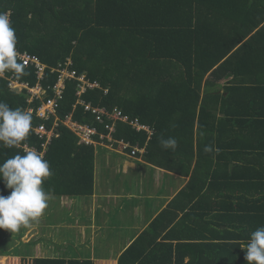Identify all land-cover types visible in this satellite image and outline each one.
<instances>
[{"label": "trees", "instance_id": "trees-1", "mask_svg": "<svg viewBox=\"0 0 264 264\" xmlns=\"http://www.w3.org/2000/svg\"><path fill=\"white\" fill-rule=\"evenodd\" d=\"M0 13L10 17L16 50L48 66L41 81L48 96L59 78L52 69L68 59L78 76L101 86L79 97V82L66 81L59 136L43 156L48 198L95 190L96 148L79 144L62 121L72 115L107 133L79 100L118 108L148 129L116 122V143L146 148L147 163L190 179L117 264H248L246 245L264 227V0H0ZM0 73V102L34 108L19 144L41 152L34 129H51L54 118L39 119L42 101L30 104L26 91L9 88L11 77L35 86L36 71ZM169 137L175 150L161 144ZM16 154L25 151L0 142V164ZM10 192L0 180V195ZM0 264L91 263L16 257Z\"/></svg>", "mask_w": 264, "mask_h": 264}, {"label": "clouds", "instance_id": "clouds-1", "mask_svg": "<svg viewBox=\"0 0 264 264\" xmlns=\"http://www.w3.org/2000/svg\"><path fill=\"white\" fill-rule=\"evenodd\" d=\"M16 44L17 37L9 15L0 13V72L11 70L18 75L25 74V64L18 61ZM31 122L29 113L0 102V142L4 146H15L24 141ZM177 143L173 137L161 140L165 149L175 150ZM50 175L49 162L37 151L16 154L0 164V180L11 189L8 196L0 195V229L15 232L43 214L48 206V194L42 184ZM245 259L248 264H264V227L251 234Z\"/></svg>", "mask_w": 264, "mask_h": 264}, {"label": "rangeland", "instance_id": "rangeland-1", "mask_svg": "<svg viewBox=\"0 0 264 264\" xmlns=\"http://www.w3.org/2000/svg\"><path fill=\"white\" fill-rule=\"evenodd\" d=\"M97 148L96 151L98 153L102 151L101 147ZM130 162L133 163L134 160L131 159ZM129 167L130 168L127 170L124 169L122 172H119L121 175V179H119L120 187L115 191L118 193V199L116 203L112 205L113 211L108 220L102 222L105 218L104 215L103 219L99 221L102 227L94 230L96 233V237L94 236V244L92 240H89L90 245H86V240L90 239L91 235L90 230L82 227L86 226L85 223H89V218H87L86 215L90 214H86L85 205L78 204L77 206L80 208H77L76 211L74 210L72 213H57L55 210H58L59 206L56 202V198L49 197L47 201L48 206L43 214L36 220L31 221L27 226L22 225L19 230L15 232L0 229V254L10 255L9 259L15 258L17 255H23L22 250L24 253L28 250V253L31 254L34 253L36 245L41 243L45 246L47 253L51 255L57 254L59 258L64 256H67L66 258H80L82 256L90 257V255H95L98 260H102L103 257L106 258L104 262H100L101 264L113 263V258L118 255L123 247H127L129 241L133 238V232L130 227L137 224L140 225L139 228H141L145 225L147 217L144 212L149 211L150 207L156 206L159 202L153 198L138 200L137 197H125L130 196L127 195L126 192H133L132 188H128L127 185H133L139 181L148 180L147 175L142 172L143 169L141 167H138V165H130ZM119 174L117 171L116 177L119 178V176H117ZM138 193H140L139 190ZM135 196L138 195L135 194ZM134 208L136 209V214L140 216L137 221L131 217L133 216L132 212ZM123 212L127 215L123 216V214H125ZM35 223H41L43 236L41 235L39 238L36 237L35 241L32 243L23 244L29 232H33L32 235L37 234L36 230L32 229ZM109 231H114V235H108Z\"/></svg>", "mask_w": 264, "mask_h": 264}, {"label": "crops", "instance_id": "crops-1", "mask_svg": "<svg viewBox=\"0 0 264 264\" xmlns=\"http://www.w3.org/2000/svg\"><path fill=\"white\" fill-rule=\"evenodd\" d=\"M149 127V126H148ZM115 144H118L115 145ZM101 147L102 151L97 152L96 151V160H95V190L94 194L92 196L88 197H56V202L59 206L58 210H55L57 213H68L76 211L77 208H80L77 206L85 205L86 207V215L87 218H89V223H85L86 226H82L86 228L87 230H90L91 238L86 240V245L89 244V240L95 243L96 228H101V221L103 219V216L105 215L104 221L106 222L109 218V216L112 213V205L116 203L118 197V193L115 191L120 187V181L121 175L119 172H122L124 169L130 168V165H138V167H141L143 169V173L147 175L148 180L147 181H139L133 185H127L128 188H132L133 192H126L127 195L125 197L130 198H138V200H144V199H156L159 201L156 206L150 207L149 211H145L146 214V224L143 225L141 228L140 225H134L130 227L131 231L133 232V238L131 241H129L130 245L133 240L146 228L149 227L151 222L168 206V204L173 200V198L185 187V185L189 181V177H180L174 173H171L169 171H166L162 168L153 166L149 163H147L144 158L143 154L146 152V148L141 149L136 156H130L123 152L124 148L119 143H110V142H103L99 143L95 146V148ZM98 149V148H97ZM105 151V152H104ZM100 154V155H99ZM99 155V156H98ZM118 155V156H117ZM117 156V157H116ZM133 159L134 162L131 163L130 160ZM118 171V174L116 177V172ZM138 181V180H137ZM138 190L140 193H138ZM134 193V194H133ZM137 194L138 196H135ZM104 207V208H103ZM127 209V207H126ZM54 210V209H53ZM125 213V212H123ZM127 214H123V216H126ZM132 219L140 218L139 215L136 214V209L134 208L132 212ZM32 229H35L37 234L32 235L33 232H29L28 236L24 239L23 244L32 243L35 241L36 237H41L42 234V227L41 223H35L32 226ZM81 227V226H79ZM30 229V228H29ZM111 232V233H110ZM114 231H109L108 235H114ZM85 235V234H84ZM39 240V239H38ZM42 240V239H41ZM22 243V242H21ZM31 248V247H30ZM127 247H123L118 255L113 258V263L117 264L119 257L124 252V250ZM29 251L27 250L25 253L22 250L23 255H17L18 258H26V259H51V260H63L65 262H71V261H79V262H89V263H100L104 262L106 260L105 257L102 258V260L96 259L95 255H90V257L82 256L80 258H66L64 257H58L57 254L51 255L50 253H47V250L45 249V246H43L41 243H38L36 245L34 253L29 254ZM8 253V252H7ZM59 255V254H58ZM9 256L0 254V258H9ZM16 258V257H15ZM189 259H186V262ZM107 262V261H106Z\"/></svg>", "mask_w": 264, "mask_h": 264}, {"label": "built area", "instance_id": "built-area-1", "mask_svg": "<svg viewBox=\"0 0 264 264\" xmlns=\"http://www.w3.org/2000/svg\"><path fill=\"white\" fill-rule=\"evenodd\" d=\"M18 60L25 64V67H31L36 71L38 83L35 86L29 85L26 82H20L15 80L13 77L9 80V88L16 92L26 91L27 94V102L33 104L36 100H41L42 104L37 110V117L41 120L50 121L54 118V124L51 129H49L45 123L38 125L35 129V135L43 140L42 151L39 152L35 147H29L28 145L22 146L17 144L15 146L22 147L25 151H37L40 155L44 156L48 151V147L50 146L53 138L59 136L58 126L60 125L58 111L60 109V103L64 97L65 84L67 80L75 79L79 82L78 84V93L77 95L81 97L88 90H93L96 88H101L98 82H90L85 75L78 76L77 72L71 70V66L73 62L71 59H68L65 64H59L57 68H53L52 72H58L59 78L55 86L52 88L53 95L48 96L47 90L42 86L41 81L45 78L46 70L48 66L44 64L40 58L36 55L30 54L29 52H20L17 50ZM0 77H5L4 73H0ZM108 93V90H105V94ZM79 104L84 106L85 111L91 113L98 124H105V129L108 131L107 133H102L98 130L97 127L91 126L89 124L80 123L75 121L72 118V115L67 116L62 124L69 128L78 138L79 144L83 145H96L99 143H103L106 140L108 142H115L113 138V134L115 133V125L116 122H123L131 124L137 130L148 129L146 126L142 125L139 120H131L128 115L124 114L118 108H115L112 111H109L105 107H96L91 103H86L83 100H79ZM29 114L34 113V108L30 107L28 109ZM110 123H107V122ZM99 137L100 141H97L96 138ZM116 143V142H115ZM119 144L123 146L124 149L132 148V153L130 156H136L138 152L143 148H139L138 146L132 147L129 143L124 140L119 141ZM12 147V146H10Z\"/></svg>", "mask_w": 264, "mask_h": 264}]
</instances>
